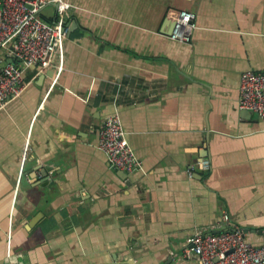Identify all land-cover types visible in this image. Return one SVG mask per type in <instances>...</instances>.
Segmentation results:
<instances>
[{
	"label": "crops",
	"instance_id": "crops-1",
	"mask_svg": "<svg viewBox=\"0 0 264 264\" xmlns=\"http://www.w3.org/2000/svg\"><path fill=\"white\" fill-rule=\"evenodd\" d=\"M64 1L51 66L0 110V264H197L188 238L228 225L264 245V123L237 106L240 76L264 74V0ZM181 11L187 44L169 36ZM113 113L143 173L96 149Z\"/></svg>",
	"mask_w": 264,
	"mask_h": 264
},
{
	"label": "built area",
	"instance_id": "built-area-1",
	"mask_svg": "<svg viewBox=\"0 0 264 264\" xmlns=\"http://www.w3.org/2000/svg\"><path fill=\"white\" fill-rule=\"evenodd\" d=\"M49 4L56 7L53 23L40 16V11ZM71 8L73 5L64 0H0V50L15 61L0 71V110L21 95L24 70L51 66L59 45L69 34L65 13ZM194 17L187 11L178 12L170 38L189 43L195 29ZM237 106L239 111L256 114L264 123V74L247 71L240 76ZM96 149L103 153L111 168L128 175L143 173V165L127 142L117 113L102 121ZM196 169L208 171L209 160L201 159L191 165L188 176L192 177ZM229 222L225 215L224 225ZM228 229L219 233H213L212 229L195 231L187 240L183 257L193 258L197 264H264V245H252L236 226L228 225Z\"/></svg>",
	"mask_w": 264,
	"mask_h": 264
},
{
	"label": "water",
	"instance_id": "water-1",
	"mask_svg": "<svg viewBox=\"0 0 264 264\" xmlns=\"http://www.w3.org/2000/svg\"><path fill=\"white\" fill-rule=\"evenodd\" d=\"M178 14V12H175V13H173V16L174 17H176V15ZM174 21V24H175V18L173 19ZM174 24H173V27H174ZM172 27V28H173ZM34 67H37V66H34ZM241 113H242V115H245V116H249V115H252L253 113L252 112H250V111H241ZM120 177H122V178H126L127 176H128V174H126V173H124V172H121L120 171Z\"/></svg>",
	"mask_w": 264,
	"mask_h": 264
},
{
	"label": "trees",
	"instance_id": "trees-1",
	"mask_svg": "<svg viewBox=\"0 0 264 264\" xmlns=\"http://www.w3.org/2000/svg\"><path fill=\"white\" fill-rule=\"evenodd\" d=\"M46 21V20H45ZM50 23V22H49Z\"/></svg>",
	"mask_w": 264,
	"mask_h": 264
}]
</instances>
